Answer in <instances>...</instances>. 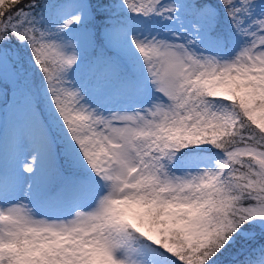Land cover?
Returning a JSON list of instances; mask_svg holds the SVG:
<instances>
[{"label":"snow or ice","instance_id":"6c2138e0","mask_svg":"<svg viewBox=\"0 0 264 264\" xmlns=\"http://www.w3.org/2000/svg\"><path fill=\"white\" fill-rule=\"evenodd\" d=\"M0 264H264V0H0Z\"/></svg>","mask_w":264,"mask_h":264}]
</instances>
